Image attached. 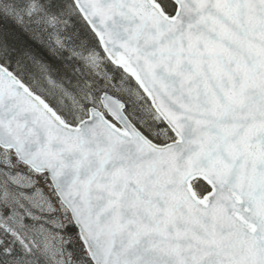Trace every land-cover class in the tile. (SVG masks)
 I'll return each instance as SVG.
<instances>
[{
    "label": "snow or ice",
    "instance_id": "1",
    "mask_svg": "<svg viewBox=\"0 0 264 264\" xmlns=\"http://www.w3.org/2000/svg\"><path fill=\"white\" fill-rule=\"evenodd\" d=\"M0 264H264V0H0Z\"/></svg>",
    "mask_w": 264,
    "mask_h": 264
}]
</instances>
